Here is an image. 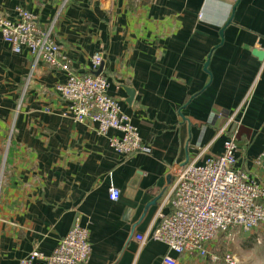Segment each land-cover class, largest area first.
I'll list each match as a JSON object with an SVG mask.
<instances>
[{
    "label": "crops",
    "instance_id": "crops-1",
    "mask_svg": "<svg viewBox=\"0 0 264 264\" xmlns=\"http://www.w3.org/2000/svg\"><path fill=\"white\" fill-rule=\"evenodd\" d=\"M20 9L42 28L54 24L74 72L95 75L92 57L103 52L108 93L150 152L126 157L109 144L119 133L74 122L55 89L66 75L13 53L0 31V133L13 129L0 264L35 249L51 255L76 224L89 231V264H162L167 254L209 262L136 237L156 225L174 169L223 154L229 135L219 131L231 115L237 167L264 185V60L254 54L264 49V0H0V16Z\"/></svg>",
    "mask_w": 264,
    "mask_h": 264
},
{
    "label": "built area",
    "instance_id": "built-area-1",
    "mask_svg": "<svg viewBox=\"0 0 264 264\" xmlns=\"http://www.w3.org/2000/svg\"><path fill=\"white\" fill-rule=\"evenodd\" d=\"M53 28L54 24L40 27L36 16L23 9L14 20L0 16L3 40L13 53L29 51L35 65L43 63L66 75L65 82L55 89L67 105L68 117L76 123L96 124L98 133L103 136L112 130L119 133V137L109 139V144L126 157L149 153L150 148L143 144L131 117L123 111L120 102L109 95L108 78L102 73L96 76L74 72L68 55L54 39ZM104 59L102 51L93 55L94 72L104 64ZM232 124L236 128L229 131ZM239 125L231 115L220 129V134L229 135L222 155L212 156L202 165L190 162L173 170L174 183L161 204L156 225L145 235L136 237L142 246L158 241L168 247L169 253L218 262L208 246L219 234L234 229L264 233V185L237 167ZM109 196L112 201H118L120 191L112 188ZM165 207L169 208L168 213L163 212ZM91 255L89 231L76 224L51 255L35 249L19 264H89ZM222 261L238 264L233 254H225ZM162 264H179V261L167 254Z\"/></svg>",
    "mask_w": 264,
    "mask_h": 264
},
{
    "label": "rangeland",
    "instance_id": "rangeland-1",
    "mask_svg": "<svg viewBox=\"0 0 264 264\" xmlns=\"http://www.w3.org/2000/svg\"><path fill=\"white\" fill-rule=\"evenodd\" d=\"M12 149L13 129L8 126L0 133V188ZM208 248L211 254L217 257L218 262L206 258L209 261L206 264H224L222 260L225 254L235 255L238 264H264V233L261 231L245 233L240 229H234L219 234Z\"/></svg>",
    "mask_w": 264,
    "mask_h": 264
},
{
    "label": "water",
    "instance_id": "water-1",
    "mask_svg": "<svg viewBox=\"0 0 264 264\" xmlns=\"http://www.w3.org/2000/svg\"><path fill=\"white\" fill-rule=\"evenodd\" d=\"M254 54L259 58L260 61H263L264 60V50H258V49H255L254 51ZM102 70H103V65L99 68V70L96 72V76L97 75H100L102 73ZM129 95L131 98L134 97V91L133 90H129ZM183 166V165H182ZM172 176H174V174H172Z\"/></svg>",
    "mask_w": 264,
    "mask_h": 264
}]
</instances>
